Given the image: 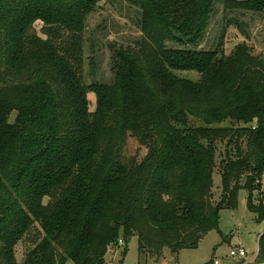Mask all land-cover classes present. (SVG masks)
I'll list each match as a JSON object with an SVG mask.
<instances>
[{
	"label": "trees",
	"instance_id": "trees-1",
	"mask_svg": "<svg viewBox=\"0 0 264 264\" xmlns=\"http://www.w3.org/2000/svg\"><path fill=\"white\" fill-rule=\"evenodd\" d=\"M106 1L0 0V264H105L121 229L140 255H178L220 231L241 189L264 221V57L247 42L226 55V28L194 47L217 1L264 13V0H126L143 35L114 49L112 83L87 84L83 33ZM259 247L254 264L264 233Z\"/></svg>",
	"mask_w": 264,
	"mask_h": 264
},
{
	"label": "rangeland",
	"instance_id": "rangeland-1",
	"mask_svg": "<svg viewBox=\"0 0 264 264\" xmlns=\"http://www.w3.org/2000/svg\"><path fill=\"white\" fill-rule=\"evenodd\" d=\"M224 28L227 30L223 46L226 55H231L238 44L247 42L253 54L264 57V13L225 10L223 3L217 1L206 35L194 47L201 50L215 49L220 42ZM36 30L42 34L41 25H38ZM142 35L141 9L126 0H107L102 3L88 16L87 28L83 33L84 63L82 72L85 83L91 84L95 81L112 83L115 77L114 49L135 47ZM167 45L169 47L177 46L172 42H167ZM175 74L194 81L200 78V75L195 71H176ZM89 98L93 110L96 106V96L91 93ZM14 117L15 115H12V120ZM131 153L132 151L127 148L126 157ZM213 180L214 200L217 202L223 188L218 166L214 170ZM262 191H264V187ZM254 195L256 201L261 196L264 198L263 194L259 192ZM247 197V190L241 189L238 207L234 210L224 209L221 211L220 231H210L201 240L198 247L184 249L178 255H174L169 248H164L160 256L150 253L140 255L138 237L133 236L126 242L123 237V229H121L119 241L110 247L105 256V264H205L215 258L226 259L231 247L238 245L246 249L247 257L251 259L258 248V239L264 230V221H256L255 214L247 208ZM31 246V241L27 238L17 245L16 258L19 262H23L26 252ZM67 264L75 263L69 260Z\"/></svg>",
	"mask_w": 264,
	"mask_h": 264
},
{
	"label": "built area",
	"instance_id": "built-area-1",
	"mask_svg": "<svg viewBox=\"0 0 264 264\" xmlns=\"http://www.w3.org/2000/svg\"><path fill=\"white\" fill-rule=\"evenodd\" d=\"M259 250H260V247H259V241H258V248L255 252V255L254 257L250 259L247 257L248 252L243 246L241 245L234 246V247H231L229 251V255L227 256L226 259L215 258L211 260L210 264H254L255 259H257L256 256H258L259 254Z\"/></svg>",
	"mask_w": 264,
	"mask_h": 264
},
{
	"label": "water",
	"instance_id": "water-1",
	"mask_svg": "<svg viewBox=\"0 0 264 264\" xmlns=\"http://www.w3.org/2000/svg\"><path fill=\"white\" fill-rule=\"evenodd\" d=\"M263 233H264V230H263V232L261 234H263Z\"/></svg>",
	"mask_w": 264,
	"mask_h": 264
},
{
	"label": "crops",
	"instance_id": "crops-1",
	"mask_svg": "<svg viewBox=\"0 0 264 264\" xmlns=\"http://www.w3.org/2000/svg\"><path fill=\"white\" fill-rule=\"evenodd\" d=\"M262 232H263V231H262ZM262 232H261V233H262ZM261 233H260V234H261Z\"/></svg>",
	"mask_w": 264,
	"mask_h": 264
}]
</instances>
